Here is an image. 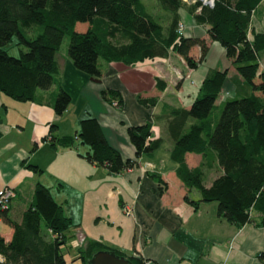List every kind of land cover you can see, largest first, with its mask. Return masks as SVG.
<instances>
[{"label": "trees", "instance_id": "1", "mask_svg": "<svg viewBox=\"0 0 264 264\" xmlns=\"http://www.w3.org/2000/svg\"><path fill=\"white\" fill-rule=\"evenodd\" d=\"M260 1L214 0L212 6L195 2L189 7L195 23L205 28L209 40L221 44L236 73L256 94L227 98L217 118L212 119L210 113L227 68L211 69L203 77L189 108L170 111L178 120L171 134V157L178 164L176 175L200 192L197 200L185 199L195 204L215 201L216 214L236 227L253 222L255 216L264 227V71L258 72L264 32L249 28ZM186 4L181 0H156L154 13L145 0H0V92L25 101L34 100L38 90L50 88L58 72L54 54L65 36L72 65L92 77L100 75L99 58L132 64L163 55L168 48L181 55L188 68H194L204 59L207 39L178 34V10ZM198 6L199 11L195 12ZM14 36L17 55L4 48ZM193 46L199 49L197 58L189 54ZM161 82L158 89L164 87ZM100 96L110 104L121 103L116 89L104 88ZM137 99L144 105L156 101L151 96ZM69 101V93L59 87L52 101L55 113L61 114ZM186 117L192 120L183 126ZM126 135L134 147L132 158L122 157L108 143L99 122L90 115L79 119L72 136L56 141L72 147L76 141L87 145L80 155L114 175L138 166V157L151 152L159 143V139H150L149 121L127 126ZM186 152L199 153L205 161L213 154L221 174L208 187L203 186L201 169L205 161L188 168ZM26 166L40 171L35 165ZM158 185L162 187L161 182ZM8 206L0 208V219L12 228V235L8 241L0 236V264H71L64 259L61 246L66 243L65 232L72 222L51 196L49 187L39 182L34 185L30 203L19 221L8 216ZM100 249L113 250L132 264H146L137 253L128 254L94 239H85L77 247L79 264H88L87 259ZM258 256L264 262V252Z\"/></svg>", "mask_w": 264, "mask_h": 264}, {"label": "crops", "instance_id": "2", "mask_svg": "<svg viewBox=\"0 0 264 264\" xmlns=\"http://www.w3.org/2000/svg\"><path fill=\"white\" fill-rule=\"evenodd\" d=\"M190 6L178 10L183 34L207 39L204 59L194 68H188L183 57L168 48L163 55L132 64L99 58L100 75L92 77L76 69L68 55L58 58L55 52V81L50 88L38 90L34 100L19 101L0 92V189L11 187L14 191L7 214L19 221L30 203L34 185L39 182L49 187L51 196L72 222L65 232L66 243L61 246L67 262L78 264L77 247L85 239H94L128 254L137 253L146 264H264L258 256L264 252V227L258 224L259 217L236 227L216 214L215 201H188L199 199L200 192L176 175L178 164L171 157V134L178 120L170 111L189 108L205 74L211 69L227 68L210 113L214 120L227 98L256 94L236 73L221 44L209 40L205 28L195 23ZM249 28L264 32V0L255 9ZM189 54L197 58L198 47H191ZM258 63V72L264 71V50L259 53ZM156 79L157 85L164 82L162 89L157 88ZM59 87L69 93L70 101L61 114H56L52 101ZM104 88L119 91V106L101 98ZM138 96L155 97L156 101L144 105ZM87 115L97 119L108 143L124 158L134 156L126 135L129 125L151 122L150 139H159V143L138 157V166L108 174L105 167L80 155L87 145L76 141L72 147L56 141L72 136L79 119ZM191 120L183 119V126ZM184 160L188 168H193L204 158L186 152ZM201 172L205 187L221 174L213 154ZM123 205L131 207L129 215L122 212ZM11 235L12 228L0 219V236L8 241Z\"/></svg>", "mask_w": 264, "mask_h": 264}, {"label": "built area", "instance_id": "3", "mask_svg": "<svg viewBox=\"0 0 264 264\" xmlns=\"http://www.w3.org/2000/svg\"><path fill=\"white\" fill-rule=\"evenodd\" d=\"M181 1H183L185 3L198 2V3H200V5H206V6H212L213 2H214V0H181ZM198 11H199V6L196 8L195 12H198ZM183 28H184L183 23L179 22L177 25L178 34H180V35L183 34ZM113 104H115V102ZM13 196H14V191L11 187H4V188L0 189V208H6ZM121 208H122V212L125 215H129L131 213V207L129 205H123ZM75 259L78 261V264H79V259L77 258V255H76ZM2 261H3V258L0 254V262H2ZM68 262L73 264V260H70Z\"/></svg>", "mask_w": 264, "mask_h": 264}, {"label": "water", "instance_id": "4", "mask_svg": "<svg viewBox=\"0 0 264 264\" xmlns=\"http://www.w3.org/2000/svg\"><path fill=\"white\" fill-rule=\"evenodd\" d=\"M92 78V77H91ZM94 80H98L92 78ZM88 264H132V262L119 254H116L113 250L100 249L91 254L87 259Z\"/></svg>", "mask_w": 264, "mask_h": 264}, {"label": "rangeland", "instance_id": "5", "mask_svg": "<svg viewBox=\"0 0 264 264\" xmlns=\"http://www.w3.org/2000/svg\"><path fill=\"white\" fill-rule=\"evenodd\" d=\"M146 4L148 6L152 5V10L154 13H156V0H145ZM190 5H193V3H187ZM15 41H16V37H12V41L10 43H8L4 48L7 50L8 53L12 54V55H17L18 54V50H17V46L15 45ZM67 42H68V37L65 36L60 44V47L58 48V50H56V55L59 58L62 55H67V51H66V47H67ZM206 177V176H204ZM206 180V179H204Z\"/></svg>", "mask_w": 264, "mask_h": 264}]
</instances>
